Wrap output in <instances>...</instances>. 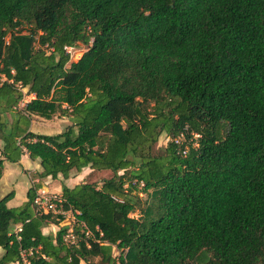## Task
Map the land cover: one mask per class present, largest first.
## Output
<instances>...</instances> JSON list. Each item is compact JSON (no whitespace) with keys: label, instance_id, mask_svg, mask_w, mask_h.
Returning a JSON list of instances; mask_svg holds the SVG:
<instances>
[{"label":"trees","instance_id":"1","mask_svg":"<svg viewBox=\"0 0 264 264\" xmlns=\"http://www.w3.org/2000/svg\"><path fill=\"white\" fill-rule=\"evenodd\" d=\"M0 143V175L24 154L39 180L111 173L60 187L98 242L43 235L63 218L35 214L39 183L0 198V264H264V0H0Z\"/></svg>","mask_w":264,"mask_h":264},{"label":"rangeland","instance_id":"2","mask_svg":"<svg viewBox=\"0 0 264 264\" xmlns=\"http://www.w3.org/2000/svg\"><path fill=\"white\" fill-rule=\"evenodd\" d=\"M24 30V29H23ZM24 92V90H22ZM28 98H24V102ZM23 102V103H24ZM18 109L20 106L17 107ZM4 120L9 122V116L5 114L3 116ZM67 118L53 115L49 120L39 118L37 116L30 117L29 130L36 134L43 135H53L61 132L63 128L68 124ZM167 142L166 137L161 134L158 137L156 148H162ZM1 146V143H0ZM34 165L38 164L33 163ZM32 166L27 159H23L21 164H12L6 161L2 162V179L0 181V198L12 193V197L6 202L7 207H16L20 205L25 200V193L31 185V179L37 177V173L34 175ZM39 167H37L38 169ZM111 176V173L108 171H91L88 168H83L79 173H71L67 180H63L60 176L56 179H41L38 180L40 188H44L47 192L52 194H59L60 188L62 185L66 187H72L74 184L81 182L93 183L96 186H99L100 181L107 179ZM59 192V193H58ZM136 216V214H132ZM64 222H61V225H71L72 224V215L68 212L63 216ZM112 256H117V252L112 248ZM98 258H93L91 264H97Z\"/></svg>","mask_w":264,"mask_h":264},{"label":"built area","instance_id":"3","mask_svg":"<svg viewBox=\"0 0 264 264\" xmlns=\"http://www.w3.org/2000/svg\"><path fill=\"white\" fill-rule=\"evenodd\" d=\"M63 52L68 58V62H74L76 61L82 53L85 51V47L82 45H71V46H64ZM27 98V97H24ZM24 98L22 99L21 103H19V106L21 107ZM199 136L197 134H191V138L186 139L185 135L183 133L177 134L172 142L174 145L180 148L179 154L181 156H185L187 152V147H195L196 141ZM62 203V199L58 194H52L47 192L44 188H38L35 190L34 198L32 200V206L34 207V212L37 215H44L48 214L50 216L55 215H64L65 213H68L66 211H61L59 209L60 204ZM70 213V212H69ZM73 217H72V223H73ZM78 231L76 232L71 225L66 229V231L61 235V242L67 246V247H75L78 245V242L81 239V235L84 238H89L93 242H98L97 240L93 239V236L91 233L84 227L82 223L77 224ZM19 226L14 228V231H18ZM25 252L19 253L20 258V264H28V261L26 259Z\"/></svg>","mask_w":264,"mask_h":264},{"label":"crops","instance_id":"4","mask_svg":"<svg viewBox=\"0 0 264 264\" xmlns=\"http://www.w3.org/2000/svg\"><path fill=\"white\" fill-rule=\"evenodd\" d=\"M23 159H27V156L24 154V155H22V156H20V159H19V161H18V163H14V164H21V162L23 161ZM28 160V159H27ZM29 162H30V164H31V166H32V170H33V174L35 175L37 172H39V168L37 169V167H38V164H36V165H34L33 163H37V161L35 160V161H30V160H28ZM1 173H2V171H1ZM2 174L0 175V181H1V179H2ZM45 179H48V178H45ZM38 180L39 179H37V178H32L31 179V184L32 183H39L38 182ZM78 184V183H77ZM74 185H76V184H74ZM73 185V186H74ZM72 186V187H73ZM58 190H60V188H58ZM51 193V192H50ZM59 193V192H58ZM59 195V194H58ZM25 201V200H24ZM23 201V202H24ZM19 206V205H18ZM17 207V206H16ZM10 208H12V207H10ZM66 214V213H65ZM63 216V215H62ZM63 218V217H62ZM61 222H64V220L63 221H61ZM61 222L59 223V224H57V225H54V224H50V223H48V224H45L42 228H41V233L43 234V235H46V234H54L56 231H57V229L60 227V226H62L61 225ZM0 254H1V249H0Z\"/></svg>","mask_w":264,"mask_h":264}]
</instances>
